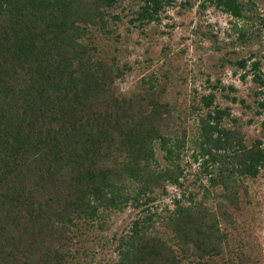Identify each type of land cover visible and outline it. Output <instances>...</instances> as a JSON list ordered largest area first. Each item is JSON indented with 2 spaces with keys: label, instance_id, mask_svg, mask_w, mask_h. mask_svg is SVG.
Listing matches in <instances>:
<instances>
[{
  "label": "trees",
  "instance_id": "16d2710c",
  "mask_svg": "<svg viewBox=\"0 0 264 264\" xmlns=\"http://www.w3.org/2000/svg\"><path fill=\"white\" fill-rule=\"evenodd\" d=\"M140 1L131 20L140 27L160 22L172 3ZM119 3L0 0V264H98L94 247H106L107 217L129 206L145 216L127 234L113 236L117 259L107 264H251L242 247L233 250L222 222L232 228L239 213V180L264 170V144L247 146L230 109L213 106L214 92L224 90L220 83L191 111L193 158L209 187H201L199 201L185 192L174 198L162 217L149 212L167 184L182 188L189 128L152 95L139 107L142 102L116 92L129 69L120 68L116 54L102 55L92 31L111 34L109 19L120 18L110 12ZM245 4L204 0L200 8L240 20L250 10ZM231 31L244 40L236 25ZM246 64L237 62L241 69ZM250 66L259 116L264 77L259 61ZM159 220L168 234L155 231Z\"/></svg>",
  "mask_w": 264,
  "mask_h": 264
},
{
  "label": "rangeland",
  "instance_id": "374dc122",
  "mask_svg": "<svg viewBox=\"0 0 264 264\" xmlns=\"http://www.w3.org/2000/svg\"><path fill=\"white\" fill-rule=\"evenodd\" d=\"M203 1L172 0L160 13V22L140 27L131 20L143 2L120 0L116 10L110 12L112 17L120 18V21L109 19L111 34L92 31V39L103 50L102 55L116 54L120 68L126 66L129 69L128 72L124 70V76L115 83L118 95L142 102L139 107H146L147 96L152 95L179 115L189 128L180 157L184 171L182 188L167 184L165 194H157L149 208L150 213L161 217L165 215V208L173 209L174 198L179 199L185 192L186 197L189 193L195 194L199 201L203 193L201 187H209L200 160L195 162L193 158L197 150L192 142L196 120L191 111L202 95L211 92V86L220 83L224 87V90L214 92L213 106L230 109L246 145L250 146L255 140L264 144L261 129L264 113L256 114L258 85L253 81L254 74L250 69L253 61H259V73L264 77V0H244L250 10L240 20H233L208 6L202 10ZM233 25L241 29L243 41L232 33ZM245 59L246 68L241 69L237 62ZM144 79L150 81L152 89L142 83ZM228 87H233L234 92ZM228 97L236 98V102H231ZM227 127L232 128L233 124L227 122ZM162 156L156 147L155 158L164 168L166 163ZM239 181V213L233 217L232 228L223 219L224 232L228 233L233 250L238 252L242 247L250 254L251 264H264V170L256 178ZM208 203L215 204L212 199ZM141 210L129 206L107 217L108 231L103 235L107 240L106 247L101 249V243L94 247L98 264L116 261L113 236L118 238L127 234L133 221L145 216ZM155 231L168 234L160 220L155 224Z\"/></svg>",
  "mask_w": 264,
  "mask_h": 264
}]
</instances>
